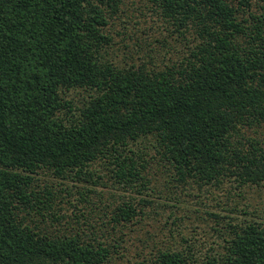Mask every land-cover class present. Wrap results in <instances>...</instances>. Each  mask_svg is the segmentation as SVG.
Returning a JSON list of instances; mask_svg holds the SVG:
<instances>
[{"label": "trees", "instance_id": "obj_1", "mask_svg": "<svg viewBox=\"0 0 264 264\" xmlns=\"http://www.w3.org/2000/svg\"><path fill=\"white\" fill-rule=\"evenodd\" d=\"M152 163L215 191L217 239L137 264H264V0H0V264H116L153 202L96 187Z\"/></svg>", "mask_w": 264, "mask_h": 264}, {"label": "rangeland", "instance_id": "obj_2", "mask_svg": "<svg viewBox=\"0 0 264 264\" xmlns=\"http://www.w3.org/2000/svg\"><path fill=\"white\" fill-rule=\"evenodd\" d=\"M117 23L119 24L118 27L122 25L121 21ZM155 26L157 31H159L158 27L161 32L166 29L163 21L155 24ZM131 27L129 26V28ZM141 27L144 29L136 32L144 38L158 34L155 29L150 28V30H147L149 29L147 23H144ZM157 168L159 167H156V164H151L148 176L152 181L149 184V189H143L142 194L138 191L111 190L100 185L96 187L105 193L106 197L103 198L105 204L107 202L111 205L114 203V200L110 197V192L113 191L117 195H125L127 199L130 198L137 203L143 198L153 202L146 205L144 218L142 217L140 222L129 226L120 225L112 233L110 232L111 229H109V232L104 229L106 234L110 233L112 238L116 237L120 240V248H116L118 253H115L118 256L116 264H137L146 255H157L158 249L166 247L168 244H177L179 247H184L188 244L185 239H190V243L195 242L201 248H204L201 245L203 241L212 242V240L217 239L213 238L216 234L210 230L211 226L216 224L215 220L206 214V211H219L215 200H213V192L215 191L207 187L202 192L199 186L194 183L186 186L175 181L166 183L165 176ZM68 183L70 185L77 184L72 180ZM73 191H76V188L70 191V198L71 201H76L80 195ZM120 198L123 199L122 196L117 199ZM100 202L101 199L98 200L97 197V204H100ZM142 207H144L143 204ZM112 209L110 208L109 211Z\"/></svg>", "mask_w": 264, "mask_h": 264}]
</instances>
